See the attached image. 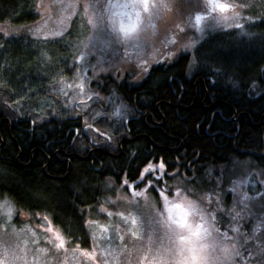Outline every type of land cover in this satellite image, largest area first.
Listing matches in <instances>:
<instances>
[{"label": "trees", "instance_id": "trees-1", "mask_svg": "<svg viewBox=\"0 0 264 264\" xmlns=\"http://www.w3.org/2000/svg\"><path fill=\"white\" fill-rule=\"evenodd\" d=\"M228 2L248 5L239 7L245 16L264 15V0ZM36 5L37 0H0V23H33L38 18ZM73 22L62 40L6 39L0 34V102L8 105L0 104V201L7 199L27 215L45 214L70 245L88 249L86 209H94L107 195V182L115 188L123 180L135 182L145 166L161 160L163 171L179 170L185 178L199 168L201 182L209 172L217 177L219 168L234 161L248 160L264 169V143L260 142L264 139V96L249 94L242 86L233 88L225 76L209 77L207 69L198 65L189 69L188 60L176 62L179 55L161 68L154 67L150 78L140 85L132 84L131 77L121 81L102 78L103 90L91 84L102 97H116L125 108L124 115L132 119L127 129L122 120L113 122L118 129L116 139L123 140L119 148L107 143L116 149L114 154L88 155L91 146L80 137V130L105 110L99 104L85 110L76 105L70 108L65 100L47 93L51 85L72 78L76 71L70 50L81 21ZM243 32L262 33L264 24L254 19L242 29L206 36L222 46L232 64L231 72L241 84L247 83L248 76L264 79L260 72L264 46L250 41ZM210 79L217 80L215 87ZM44 96L50 98L49 104L40 107ZM109 125L105 119L94 123L102 130ZM64 148L66 161L61 162L53 152L59 151L60 159ZM193 159L195 164L186 171Z\"/></svg>", "mask_w": 264, "mask_h": 264}, {"label": "rangeland", "instance_id": "rangeland-1", "mask_svg": "<svg viewBox=\"0 0 264 264\" xmlns=\"http://www.w3.org/2000/svg\"><path fill=\"white\" fill-rule=\"evenodd\" d=\"M131 2L132 0H37L38 18L35 22L19 26L0 23V34L6 39L62 40L66 34L70 33L73 21L80 18V33L76 35L77 38L70 50V53L75 56L76 71L72 78H61L51 85L47 93L52 97L56 96L65 100L68 107L76 105L81 110L96 104L107 107L109 103L108 109L111 108L114 117L121 120L124 117L125 108L116 97L104 98L99 94L103 98V103L94 98L96 90L91 87V84L96 83V79L100 83L102 78L106 77L116 81L132 76L140 79L143 75L140 66L142 62L153 64L164 55L166 56L168 52H172V57L165 59V63L170 62L180 54V50L190 42V39L199 35L197 27L206 29L205 36H207L215 32L242 29V25L249 22L246 19L249 16H245L239 7H230L223 13L219 11L215 13L217 17H228L227 22L221 20L219 24L213 23V26L209 27L213 13L204 11L207 0H202L199 13L191 11L188 0H152L153 3L159 2L167 6L154 17L142 14L140 24L128 36L121 34L118 39L114 38V34L98 36L95 25L101 15L109 23L108 33H111L110 21H107V17L116 10L109 8V5ZM217 2L229 4L228 0H217ZM97 3L103 4L102 12L94 7ZM118 10L121 11V9ZM127 10L131 11V9ZM197 14L203 17L199 24L196 20ZM89 20L93 23H88ZM229 24L233 26L230 27ZM235 24L241 27L237 28ZM177 25H180L183 31H180ZM192 52V49H188V54ZM78 56L82 59L77 60ZM89 62L97 65V73L105 74L97 75L94 79L92 71L87 70ZM1 69L3 66L0 64ZM113 70L120 72L119 78H114ZM106 71H112V76H108ZM81 83H84L86 89L84 92H81L78 87ZM49 101L50 98L44 96L40 107L48 105ZM158 164H150L143 168L141 171L145 177L143 183L139 182L141 174L137 181L127 182L126 185L123 180L116 188L111 182H107L105 187L107 195L97 202L94 209H86L85 222L90 246L83 254L78 247L70 245L56 227L51 226L48 217L27 215L16 210L8 200L6 207L5 199L1 200L0 264H167L170 251L175 247L176 237L169 230L167 214L165 213L163 218L160 216L164 206V201L159 194L161 188L165 189L170 202L176 201L178 195L185 203L196 202L197 197H210L213 201V209L216 208L215 202L220 200L222 206L232 215L241 211L243 205L240 201L249 208L255 203L249 227L255 230L253 236L264 233V227H261L264 222V212L259 213V218L255 215L256 209L262 207L257 194L264 193V175H261L264 169L255 167L248 160L234 161L227 167L219 168L217 177H213L209 172L202 182L197 179L199 186L187 185L189 192H184L185 181L180 178H173L170 181L163 178L156 185V191H153L146 185L149 180L155 184L153 177L159 173L153 172L152 175H148L145 169ZM218 181L220 186L215 187ZM137 184L138 187H136ZM209 187L214 190L208 192ZM110 189L111 193L108 191ZM9 208L10 215H8ZM222 215L225 221L224 227L221 228L217 224L215 227L219 228L220 232L211 233L205 243L213 245L210 254L218 261V264H232V260L228 258L233 255V247H239L240 237L238 233L233 232H228L227 237L225 236V229L229 226L231 217L227 212ZM244 215L247 216V213ZM133 217L138 221L134 229L135 235H133V226L130 222L125 223L124 220L128 218L130 221ZM240 231L243 233L248 229L241 228ZM57 236L60 239H57ZM255 243L259 244L260 241L256 240Z\"/></svg>", "mask_w": 264, "mask_h": 264}, {"label": "snow or ice", "instance_id": "snow-or-ice-1", "mask_svg": "<svg viewBox=\"0 0 264 264\" xmlns=\"http://www.w3.org/2000/svg\"><path fill=\"white\" fill-rule=\"evenodd\" d=\"M188 3L191 5V11H195L199 13L202 8V0H188ZM167 5L161 4L159 2L153 3L152 0H132L131 3L125 4H115L109 5V8L116 9H131V11H121L112 13L107 17V21H110L111 33H108L109 23L106 22L105 17L103 15L99 16L95 25L96 33L98 36H104L105 34L113 35L114 38L118 39L122 34L123 36H128L130 32L134 31L137 26L141 22L142 14H147L148 17H154L158 15L162 8ZM248 5H229L226 3L217 2V0H207V6L204 7V11H211L213 15L210 17L209 27L213 26V23L219 24L221 20L227 22L228 17H217L215 16L216 11L221 13L227 11L230 7H247ZM94 7L103 11V4L97 3ZM238 15V14H237ZM125 17H127V21L125 22ZM203 19V17L199 14L196 15V20L199 22ZM249 21H253V17H247ZM255 20L259 21V24H264V15H260L255 17ZM88 23H93V21L89 20ZM228 26H233L229 24ZM235 27L239 28L241 25L235 24ZM252 26H256L253 22ZM183 31V28L180 25L176 26ZM197 31L199 35L195 38L190 39V42L183 46L180 50V54L177 58L176 62L180 60H188V67H196L197 65L201 68L207 69L205 73L209 77H219L225 76L227 77L226 83L231 84L233 88L237 87H245L248 89L249 94L264 96V90L258 91L260 89V85L264 84V79H261L260 76H248L247 83L241 84L236 78L234 73L231 72L232 64L226 58L225 54L222 51V46L219 44H213L211 39L206 38L205 32L206 29L197 27ZM241 35L248 37L250 41H258L262 46H264V32L259 34H254L251 32H243ZM188 49H192L193 53L191 59L189 60ZM173 53L168 52L164 57L168 59L172 57ZM77 60H81V57H77ZM73 67H76V63L74 62ZM97 65H92L89 62L88 69L92 71L93 78L97 75H103L102 73L96 72ZM142 70L147 72V67L141 65ZM83 68V65H81ZM115 71V77H120V72L118 70ZM260 72L264 74V69H260ZM108 76H112V71H106ZM87 81V77L84 78ZM259 81V83H258ZM97 87L101 88L100 82L98 79L95 80ZM209 83L211 86L215 87L217 84V80L210 79ZM81 92L86 91L84 83L78 85ZM101 90H103L101 88ZM94 98L96 100L101 101L103 103V98L100 97L99 92H94ZM91 99V98H90ZM17 103L16 101H13ZM3 106H8L7 101L0 102ZM50 115H54V113H50ZM107 117H98L95 123H99L100 119H106ZM89 131H94L98 138H102L107 146V142H110L112 136L110 133L101 130L100 128H94L92 125H86ZM113 131H118V129H113ZM261 143H264V139L260 140ZM95 143V142H94ZM194 156L198 157V153H193ZM264 163V160H262ZM195 164V159L191 161L186 168H192V165ZM183 167V165H182ZM165 169V163L161 160L158 166H152L150 168L145 169L148 175H152L153 172L159 173L154 176L155 184H153L152 180L147 182L146 187H150L153 191H156V185L163 180L164 176H168L169 179H173L175 177H181V173L179 170H176L174 173H168L166 171H161ZM200 173V169H194V174L189 175L188 177H181L185 180V184L183 186L184 192H189L190 189L187 187L189 184H197V174ZM261 175H264V171L261 172ZM145 177L141 174L140 183H143ZM127 185V181H125ZM139 185L137 184L136 187ZM197 186H199L197 184ZM219 181L215 185V187H219ZM131 187V186H129ZM214 189L212 187L208 188V192H212ZM180 188H177V193L179 194ZM139 195V193H136ZM159 194L164 201L163 209L160 213L161 218H163L164 214H167L166 220L168 223L169 230L176 237L175 247L170 251L168 256L167 264H218V261L210 254V250L213 245L205 243L206 238L210 237L211 233H219L220 229L215 226L219 224L221 228L224 227V216L223 213L227 212L231 217L228 224L229 226L225 229V236L227 237L228 232L238 233L239 234V247H233V255L228 259L232 260V264H264V233L259 236H253L254 229L249 227L251 222V217L253 215V209H255V203H253L252 207L249 208L246 204H243V201H240V204L243 205L241 207V211L232 215V213L222 206V201L217 200L216 208L213 209L212 204L213 201L209 198L205 197H197L196 202L188 201L185 203L180 199L179 195L177 196V200L174 202H170L168 195L165 193V189L161 188L159 190ZM260 201L262 202V207L256 209L255 215L256 218H259V213L264 212V193L257 194ZM8 201L5 199V206H8ZM207 205V207H205ZM247 213V216L244 215ZM11 214V209L8 210V215ZM125 223H129L133 226V235H135V226L138 221L136 218H131L130 221L128 218H124ZM240 221V223H237ZM261 227H264V222H262ZM248 229L247 232L241 233L240 229ZM51 230V229H49ZM57 239H60L57 236ZM122 239V237H121ZM259 240L260 243L256 244L255 241ZM62 246V245H61Z\"/></svg>", "mask_w": 264, "mask_h": 264}, {"label": "flooded vegetation", "instance_id": "flooded-vegetation-1", "mask_svg": "<svg viewBox=\"0 0 264 264\" xmlns=\"http://www.w3.org/2000/svg\"><path fill=\"white\" fill-rule=\"evenodd\" d=\"M114 10V9H113ZM112 10V11H113ZM115 13L116 12H121V11H128V10H125V9H121V11L120 10H118V9H116L115 8ZM130 12V11H129ZM125 19V22L127 21V17H125L124 18ZM165 55L162 57V59H160V60H158V61H155L153 64H146L145 62H142V65L144 66V67H147V69H148V71L147 72H144L143 70H141V72L143 73V75L142 76H140V74H139V76H140V79H138V78H136V77H134V76H132L130 79H131V83L132 84H134V85H140L142 82H144V81H146L148 78H150V76L152 75L151 74V70L154 68V67H156V66H159L158 68H161L164 64H165ZM172 60H170V62H171ZM166 63H169V62H167L166 61ZM163 64V65H162ZM141 66V65H140ZM138 77V76H137ZM102 109L103 110H105L104 112H102V113H99V116L98 117H107L105 120H106V125L107 124H110L109 125V129H104L103 131H105V132H108V133H110L111 134V136H112V139H111V141L110 142H107L108 144H110V145H112V144H115V146H116V148H119L120 147V144H121V142L123 141V140H120V141H118L117 139H116V132L115 131H113V129H116V123H113L114 121H116L117 119H116V117H114V114L112 113V109L110 108V109H108V107H102ZM98 117H96L95 118V120H93V121H90V122H86L83 126H82V128H81V130H80V133H81V136L80 137H82L84 140H86L88 143H89V145L91 146V148L89 149V154L88 155H92V153H94V152H99V153H105V154H110V153H113L114 154V151L116 150V149H112L111 147H107V146H105V145H103L102 143H103V139L102 138H98L97 137V135H96V133L94 132V131H89L88 130V128L86 127V125H92L94 128H97V127H95L94 126V123H95V121L97 120V118ZM143 118V122L145 123V116H143L142 117ZM130 119H132L130 116H128V115H124V117L121 119L122 121H123V123H124V127L127 129V124H128V121L130 120ZM3 119H0V123H1V121H2ZM153 125H156L155 123H153ZM99 128V127H98ZM102 130V129H101ZM75 135H78V132L77 131H75ZM95 142V143H94ZM32 153H33V151H31V153H30V155H32ZM59 151H55V152H53V156H54V158H56V159H58V160H60L61 162H65L66 161V158H65V148L63 149V151H61V158L59 159ZM112 154V155H113ZM45 156V155H44ZM46 157V159H47V162L49 161L48 160V157H47V155L45 156ZM159 162H157V163H150V164H158ZM68 164V163H67ZM150 164H148V165H150ZM146 167V166H145ZM39 215H41V216H43V217H46V215L45 214H41V213H35V214H33V215H31V216H39ZM51 226H53L52 224H51ZM76 246V245H75ZM79 248V247H78ZM79 251H81L82 252V254L84 253V251H86V249H81V248H79ZM88 261H90V259H88Z\"/></svg>", "mask_w": 264, "mask_h": 264}]
</instances>
